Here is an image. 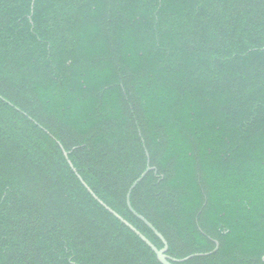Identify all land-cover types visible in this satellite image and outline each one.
I'll return each mask as SVG.
<instances>
[{
	"label": "trees",
	"instance_id": "trees-1",
	"mask_svg": "<svg viewBox=\"0 0 264 264\" xmlns=\"http://www.w3.org/2000/svg\"><path fill=\"white\" fill-rule=\"evenodd\" d=\"M65 151L162 249L151 166L173 264H264V0H0V264H162Z\"/></svg>",
	"mask_w": 264,
	"mask_h": 264
},
{
	"label": "water",
	"instance_id": "water-1",
	"mask_svg": "<svg viewBox=\"0 0 264 264\" xmlns=\"http://www.w3.org/2000/svg\"><path fill=\"white\" fill-rule=\"evenodd\" d=\"M66 158L68 159V162L70 166L73 168V170L77 173L78 177L82 181V183L87 187V189L93 194V196L98 199L111 213H113L118 219H120L123 223H125L132 231H134L157 255L159 261L162 264H173L174 261L172 260L168 255V242L164 238V236L142 215H139L132 207L131 204V194L133 190L136 188V186L144 179V177L148 174V172L151 171V166L148 165L146 171L132 184V186L129 189L128 195H127V201H128V206L131 209V211L139 217L142 221H144L154 232L155 234L162 240L164 244V248L158 249L145 235H143L135 226H133L131 223H129L127 220H125L122 216H120L117 212H115L113 209H111L109 206H107L103 201H101L91 190V188L85 183V181L81 178L79 173L77 172L76 168L74 167L73 163L69 160L68 153L65 151L64 152ZM194 255L188 257L191 258ZM187 258V259H188Z\"/></svg>",
	"mask_w": 264,
	"mask_h": 264
}]
</instances>
